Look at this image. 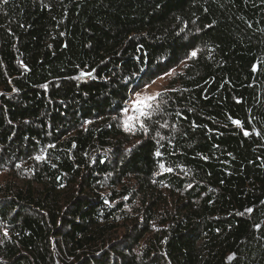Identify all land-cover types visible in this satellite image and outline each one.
<instances>
[{"label": "trees", "instance_id": "obj_1", "mask_svg": "<svg viewBox=\"0 0 264 264\" xmlns=\"http://www.w3.org/2000/svg\"><path fill=\"white\" fill-rule=\"evenodd\" d=\"M0 264H264V0H0Z\"/></svg>", "mask_w": 264, "mask_h": 264}, {"label": "snow or ice", "instance_id": "obj_2", "mask_svg": "<svg viewBox=\"0 0 264 264\" xmlns=\"http://www.w3.org/2000/svg\"><path fill=\"white\" fill-rule=\"evenodd\" d=\"M6 2H7V0H5V3ZM198 52H199V49H195V50L191 51L190 57L195 58L198 55ZM94 71L95 70L85 72V71L81 70L79 78H83L85 76L90 77L93 75ZM145 87H147V86H145ZM161 95L162 94L160 92H155V93L134 92V99H132L130 101V107L134 111L135 114L125 116V118L123 120L124 130L127 132H132V131L136 130L137 126H138L139 129H141L145 133H147L149 131L147 122L150 121L152 119V117L158 111L161 110V108H160L161 102L159 101V97ZM123 111L125 113H127L129 111V109L125 108ZM233 123L239 125L240 121L234 120ZM163 126L167 127V124L165 123ZM244 134L248 135L249 133L246 131ZM155 155L161 156V152L159 150H157ZM35 159L37 161H40V160L45 159V156L37 155L35 157ZM159 166L163 171H166V172L173 171V169L171 167H166L164 163H161ZM247 211L250 212L252 210L248 209ZM4 235L5 236L8 235L7 230H5Z\"/></svg>", "mask_w": 264, "mask_h": 264}, {"label": "rangeland", "instance_id": "obj_3", "mask_svg": "<svg viewBox=\"0 0 264 264\" xmlns=\"http://www.w3.org/2000/svg\"><path fill=\"white\" fill-rule=\"evenodd\" d=\"M174 73H175V70L166 73L167 75L166 74L160 75V76L156 77L154 80L146 83L144 86H142L141 88L137 89L134 92H147V93L160 92V93H162V92H164L166 90L167 84L171 80V78L173 77ZM145 86H147V87H145ZM134 92L131 94L130 99H129L126 107H125V108H128L129 111L127 113H125L123 111V113L121 115V123L122 124H123V120H124L125 116H127V115H134L135 114L134 111L130 107V101L132 99H134ZM138 129H139V127L137 126V129L136 130H134L132 132H128L129 134H131L130 137H132V139H134L133 138V135L134 134H138Z\"/></svg>", "mask_w": 264, "mask_h": 264}]
</instances>
